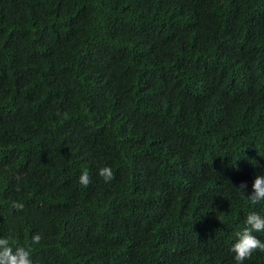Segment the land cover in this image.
I'll list each match as a JSON object with an SVG mask.
<instances>
[{
    "label": "trees",
    "instance_id": "trees-1",
    "mask_svg": "<svg viewBox=\"0 0 264 264\" xmlns=\"http://www.w3.org/2000/svg\"><path fill=\"white\" fill-rule=\"evenodd\" d=\"M257 175L264 0H0V237L33 264H236Z\"/></svg>",
    "mask_w": 264,
    "mask_h": 264
},
{
    "label": "clouds",
    "instance_id": "clouds-1",
    "mask_svg": "<svg viewBox=\"0 0 264 264\" xmlns=\"http://www.w3.org/2000/svg\"><path fill=\"white\" fill-rule=\"evenodd\" d=\"M98 175L103 178L105 183H110L114 179V173L110 166L101 167L98 170ZM79 182L84 187L90 185L91 177L87 171L80 174ZM246 187V183H241L239 188L245 190ZM252 187L253 192L249 195L251 202L255 204L264 201V175H257ZM14 207L21 210L24 205L21 202H16ZM245 225L241 231L236 233L238 238L231 247V251L235 254L236 264H243L257 250L264 252V241L254 234L264 232V215L258 212L249 213L245 219ZM41 239V235L36 234L32 238V243L39 244ZM13 243L14 241L10 238L0 237V264H33L31 249L21 245H17L14 249Z\"/></svg>",
    "mask_w": 264,
    "mask_h": 264
}]
</instances>
